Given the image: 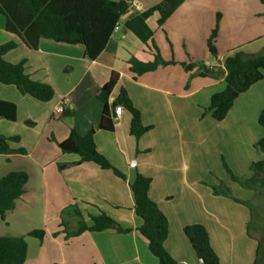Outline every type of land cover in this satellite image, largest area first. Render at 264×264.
I'll list each match as a JSON object with an SVG mask.
<instances>
[{
  "label": "crops",
  "instance_id": "crops-1",
  "mask_svg": "<svg viewBox=\"0 0 264 264\" xmlns=\"http://www.w3.org/2000/svg\"><path fill=\"white\" fill-rule=\"evenodd\" d=\"M126 1L138 2L146 12L166 0ZM138 15L121 18L119 31L95 61L86 58L82 45L50 39H42L39 49L31 50L6 31V18L0 15V46L17 43L5 61H25L26 73L55 92L50 102L43 103L0 83V100L17 106L16 121L0 118V135L19 137L11 148L27 153L0 154V178L13 171L27 172L30 177L16 209L0 221V237H27L37 227L46 231L34 253L31 238H26L25 264H160L137 231L142 220L135 213L130 184L141 173L152 179L149 196L168 219L165 248L175 261L202 264L184 232L188 226L202 225L223 264H258L261 245L251 229L258 183L248 188L234 182L224 162L235 176L248 180L256 176L252 165L264 160L255 148L264 138L259 124L264 80L235 101L224 121L217 122L206 110L212 96L226 88L224 60L228 55L236 51L264 55V5L260 0H184L163 26L154 13L147 20L154 42L163 59L176 64L136 78L130 59L154 60V51L126 28V22ZM218 15V55L213 56L208 40ZM191 64L193 68L187 70ZM113 73L119 80L110 103L124 87L141 112L143 125L152 127L139 139L131 134L132 117L127 111L113 132L100 129L103 104L99 95ZM62 105L68 116L58 111ZM73 129L81 136L94 130L98 151L127 181L94 163L77 165L80 156L64 154L58 144ZM60 165L67 167L60 170ZM220 181L230 188L232 197L214 194L212 186ZM71 207L88 224L90 216L105 213L123 229L133 231L86 232L67 239L63 221L72 233L80 220Z\"/></svg>",
  "mask_w": 264,
  "mask_h": 264
},
{
  "label": "trees",
  "instance_id": "trees-1",
  "mask_svg": "<svg viewBox=\"0 0 264 264\" xmlns=\"http://www.w3.org/2000/svg\"><path fill=\"white\" fill-rule=\"evenodd\" d=\"M183 1L166 0L126 22V28L142 44L154 51V60L151 62H142L136 57L130 59L131 71L136 75V78L154 72L161 66L176 64L163 59L154 42V32L149 27L147 20L154 13H158V24L163 26ZM260 1L264 5V0ZM128 7L129 3L126 0L119 2L112 0H0V15L6 18V31L19 37L31 50H38L42 39H50L67 45H82L85 47L86 58L95 61L106 49L116 25L127 13ZM220 19L221 16L218 15L217 25L208 40V49L213 56L218 55L215 40L218 35ZM16 47V42L0 46V83L15 86L22 94L29 95L40 102H50L55 94L53 87L34 81L26 73L25 61L19 64L5 61L4 56ZM198 65L202 66L203 63ZM193 66L192 64L188 65L186 69L191 70ZM224 66L227 72L226 88L212 96L210 106L206 110V114L210 113L217 122L226 119L235 101L242 94L264 80V55H249L244 51H236L225 58ZM118 80L119 75L113 73L99 95L103 104L100 129L113 132L115 126L113 116L116 108L121 106L132 117L131 134L139 139L152 127L143 125L141 112L134 106L124 87L120 89L117 98L110 103V97ZM63 114L68 116L69 112L64 109ZM0 118L16 121L17 106L14 103L0 100ZM259 124L264 129V109L259 117ZM94 136V130L86 136H81L73 129L68 139L59 143L58 146L64 154L80 156L81 160L76 163L77 165L94 163L103 171H111L115 176L127 181L126 175L98 151ZM19 141V137L9 138L0 135V154H27L24 149L14 150L11 148L12 142L18 143ZM255 148L264 154V138L255 144ZM66 167V165L59 166L60 170ZM224 167L234 182L244 187L253 188L258 183L260 174L264 173V160L252 165L256 176L248 180L235 176L226 162H224ZM29 179V174L24 171H13L0 178V221H6L8 213L16 209L18 200L25 193ZM151 185L152 179L141 173H138L134 182L130 184L135 200V213L142 220V225L137 231L147 240L150 252L159 260L160 264H180L165 248V242L169 236V222L166 215L149 196ZM212 189L215 195L232 197L230 188L223 181H220L218 186H212ZM71 208L75 210L76 217L80 220L77 229L72 233L68 231L67 224L63 221L62 225L65 227L67 239L78 237L86 232L102 233L115 230L117 233L127 234L133 231L132 229H123L105 213L90 216L91 224H88L75 207ZM184 232L202 264H223L213 249L209 233L204 226H188ZM27 237L43 242L46 238V231L36 229L29 232ZM27 255L28 243L25 236L0 237V264H25Z\"/></svg>",
  "mask_w": 264,
  "mask_h": 264
},
{
  "label": "rangeland",
  "instance_id": "rangeland-1",
  "mask_svg": "<svg viewBox=\"0 0 264 264\" xmlns=\"http://www.w3.org/2000/svg\"><path fill=\"white\" fill-rule=\"evenodd\" d=\"M256 188L258 194H257V198L254 200L255 201L253 203L254 205L252 206L254 217H253L251 229L253 234L256 235L260 240L261 246H259L260 253H259L258 264H264V173L260 174L258 179V185ZM72 221L73 220H71V222ZM37 228L39 229L40 227ZM11 234H15V231H12ZM29 243H30L31 252L34 253L36 251V246L38 245L37 239L31 238L29 239Z\"/></svg>",
  "mask_w": 264,
  "mask_h": 264
},
{
  "label": "built area",
  "instance_id": "built-area-1",
  "mask_svg": "<svg viewBox=\"0 0 264 264\" xmlns=\"http://www.w3.org/2000/svg\"><path fill=\"white\" fill-rule=\"evenodd\" d=\"M132 13L142 14V13H144V7L141 4H139L138 2H135V1L130 2L126 14H132ZM120 26L121 25H120V22H119L116 25L114 32H118L119 29H120ZM205 66L209 68L211 65L209 63H205ZM63 110H64V107L62 105V106L59 107L58 111L59 112H63ZM123 112H124V109L121 106L116 108L115 115L113 116L114 123H116L119 120V118H120V116L122 115Z\"/></svg>",
  "mask_w": 264,
  "mask_h": 264
}]
</instances>
